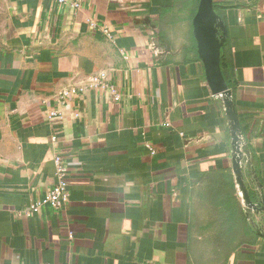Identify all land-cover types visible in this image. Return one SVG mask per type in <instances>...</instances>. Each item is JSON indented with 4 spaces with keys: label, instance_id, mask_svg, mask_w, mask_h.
<instances>
[{
    "label": "crops",
    "instance_id": "1",
    "mask_svg": "<svg viewBox=\"0 0 264 264\" xmlns=\"http://www.w3.org/2000/svg\"><path fill=\"white\" fill-rule=\"evenodd\" d=\"M198 1L0 0V264H264L250 230L264 233V212L243 219L228 121L199 58ZM213 4L244 184L264 207V0ZM101 74L118 103L94 88ZM54 153L69 203L21 215L54 184Z\"/></svg>",
    "mask_w": 264,
    "mask_h": 264
},
{
    "label": "water",
    "instance_id": "2",
    "mask_svg": "<svg viewBox=\"0 0 264 264\" xmlns=\"http://www.w3.org/2000/svg\"><path fill=\"white\" fill-rule=\"evenodd\" d=\"M222 24L214 11L213 0H199L193 18V31L197 42L199 58L202 62L206 82L212 95L218 96L223 104L224 114L228 121L231 148V169L238 192L241 195L245 216L250 211L264 212V207H257L250 199L244 184L242 174L243 151L241 126L236 113L232 91L228 87L220 68V51L225 41V35L219 32ZM264 205V200H263ZM264 238V233H260Z\"/></svg>",
    "mask_w": 264,
    "mask_h": 264
},
{
    "label": "built area",
    "instance_id": "3",
    "mask_svg": "<svg viewBox=\"0 0 264 264\" xmlns=\"http://www.w3.org/2000/svg\"><path fill=\"white\" fill-rule=\"evenodd\" d=\"M57 7H68L73 11H78L81 9V0H49ZM87 24L92 31L101 33L106 38L111 39V31L105 27L104 24L95 21L94 19L88 18ZM122 56L125 57V53H122ZM94 88L100 90L101 92L111 96L113 102L118 103L121 100L120 93L115 89L114 85L107 81L106 77L101 74L92 78ZM80 91L69 90L65 91L60 95V99L65 100L69 97L78 96ZM47 119L54 121L59 119V116L56 112H50L47 116ZM145 148L149 150L150 154H154V151L151 147L146 144ZM52 163L54 168V184L47 190L45 193L44 199L42 201L32 202L29 207L21 214L24 216H32L37 212L42 204H45L53 211H59L65 207L70 201V191L68 183V171L67 167L64 164L62 157L54 153L52 157ZM254 226H259L258 222H252ZM73 234L69 233V238L72 239Z\"/></svg>",
    "mask_w": 264,
    "mask_h": 264
},
{
    "label": "trees",
    "instance_id": "4",
    "mask_svg": "<svg viewBox=\"0 0 264 264\" xmlns=\"http://www.w3.org/2000/svg\"><path fill=\"white\" fill-rule=\"evenodd\" d=\"M214 11L217 12V10L214 8ZM220 68H221V71H222V75L228 85V87L230 88V90L233 91V83L231 81V75H230V72L228 70V67H227V64H226V61H225V58L223 57V54L222 52L220 51ZM221 174H224V175H228L230 176V171H226V172H221ZM247 176V173L243 174V178H244V182H245V178ZM252 200H254L252 198ZM236 206V205H235ZM240 207V206H239ZM243 219L246 220V216H245V213L243 212ZM263 223H264V219H263ZM254 226V225H253ZM250 226V230H251V234L256 238V237H260V230L257 229L256 226ZM256 227V228H255ZM263 228V227H262ZM219 250H231L232 248H218Z\"/></svg>",
    "mask_w": 264,
    "mask_h": 264
}]
</instances>
